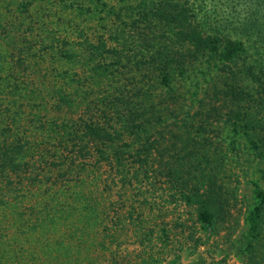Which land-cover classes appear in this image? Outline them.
I'll list each match as a JSON object with an SVG mask.
<instances>
[{
  "label": "trees",
  "instance_id": "1",
  "mask_svg": "<svg viewBox=\"0 0 264 264\" xmlns=\"http://www.w3.org/2000/svg\"><path fill=\"white\" fill-rule=\"evenodd\" d=\"M26 1L21 5H26ZM70 2L71 8L90 17L97 15L100 30L93 42L82 41V57L62 43L58 48L50 45L53 59L68 64L81 58L82 68L79 72L67 67L52 68L54 77L69 83L66 86L72 90L58 88L51 96V106L71 107L78 104V97L94 96L92 109L98 111L100 118L93 120L90 115L85 120L58 121L49 112L32 108L27 118L23 115L28 120L21 124L25 106L42 104L37 90L23 85V75L13 76L18 73L14 70L28 58L31 47L22 43V47L6 52L8 55H0V93L6 96L0 98V264H25L30 234L39 224H30L25 207H20L25 196L18 193H24L25 185L48 183L54 174L52 167L57 172L56 179L66 178L68 188L58 192L52 191L53 188L44 190L43 209L77 203L75 211L79 210L89 222L100 218L96 198L69 185L84 186L81 173L90 165L86 159L93 157L98 166L102 163L114 166L116 169L109 171L115 174H121L130 163L138 165L136 170L163 177L169 188L194 208L196 220L214 231L229 218L235 197L221 176L224 160L212 150V120L229 128L232 146L240 136L252 156L264 162V65L258 64V68L248 53V47L255 42L249 37L255 30L259 36L263 34L256 19L245 21L249 16H243L240 21L238 16L231 17V31L227 20L210 22L203 4H196L197 0ZM85 2L90 5L81 7ZM253 4L258 5V1L250 0L249 5ZM0 28V33H4L1 24ZM231 32L242 38L232 37ZM46 47L41 46V52ZM195 63L205 64L206 71L215 70L216 82L211 85V93L199 100V110L180 118L176 109H169L177 101L171 84L184 78ZM240 79L249 80L255 88L244 86ZM157 86L168 88V103L164 106V100L153 101ZM95 88L98 92L94 93ZM166 111L170 112L165 115ZM166 120L171 123L165 124ZM30 154L38 160L36 168L29 162ZM47 155H51L50 162ZM41 166H47V170ZM115 177L123 186L131 183L125 175ZM62 195L74 201L65 202ZM253 197L254 205L245 218L247 232L242 249L245 260L241 264H262L264 188L256 183ZM46 210L40 214H48ZM77 224L73 232L86 230ZM191 264L205 261L198 259Z\"/></svg>",
  "mask_w": 264,
  "mask_h": 264
},
{
  "label": "rangeland",
  "instance_id": "2",
  "mask_svg": "<svg viewBox=\"0 0 264 264\" xmlns=\"http://www.w3.org/2000/svg\"><path fill=\"white\" fill-rule=\"evenodd\" d=\"M257 1L258 5H249L250 0H197L196 4H203L204 13L209 15L210 22L227 20L228 28L231 17L238 16L240 21H243V16H249L245 21L254 22L256 19L255 23L262 28L263 34L259 36L255 30V34L249 37L250 41L255 39V42L248 47V53L258 67V64L264 65V0ZM24 2L25 0H0V24L5 28L4 33H0V55H8L22 43L31 47L28 58L14 70L18 73L13 76L23 75V85L37 90L42 101L40 107H32L31 104L25 106L20 123L28 120L25 119L28 117L26 114L32 108L42 113L49 112L58 121H77L79 118L85 120L90 115H93V120L100 118L98 111L92 109L94 96L78 97V104L71 107L51 106V96L56 94L58 88L72 90L66 86L69 83L54 77L52 68L63 70L67 67L69 71L77 72L82 68L79 62L81 58L78 62L65 64L53 59V51L50 49V45L58 48L62 43L64 48H70L82 57L81 43L84 39L91 42L95 40V34L100 30L99 17H90L75 7L71 8L68 5L70 0H27L26 5L22 6ZM89 5L85 2L80 6L87 8ZM108 22L111 26L110 19ZM237 25L241 26L240 23ZM1 30L0 28V32ZM231 36L242 38L236 32H231ZM6 37L8 40L3 39ZM41 46H47L48 51L41 52ZM215 72L213 69L206 71L205 64L195 63L184 78L173 80L171 90H174L172 94L177 101L171 103L169 109H176L180 118L199 110V100L206 97V93H211V85L216 82L213 78ZM240 81L251 90L255 88L249 80ZM167 89L157 86L153 101L159 103L164 100L163 106L168 103ZM97 90L95 88L93 92ZM3 97L6 96L0 93V98ZM168 119L173 120L170 115ZM170 123L168 120L165 122ZM212 123V150L224 160L221 176L235 197L229 218L216 230L203 227L195 218L194 208L187 206L164 182L163 177L136 170L138 165L130 163L124 170L125 173L115 174L114 171H109L115 170L114 166L105 163L98 166L93 157H88L86 160L90 165L81 173L84 186L80 187L75 183L69 185L75 186L81 194L96 198L100 212L98 220H86L79 210L75 211V207L79 206L77 203L64 207L52 205L48 210L42 208L46 197L44 190L53 188L52 191L58 192L68 188L64 183L66 178L56 179L54 167L51 168L54 174H51L48 183L25 185L24 193H18L26 197L21 200L20 207H25L30 224H39L30 234V250L24 252L25 264H191L198 259H203L205 264H241L245 260L242 252L247 232L245 218L255 202L253 184L264 188V162H259L252 156L244 138L238 136L232 146L233 137L229 128L224 127L220 121L212 120ZM29 157V162L36 168L38 160L31 154ZM47 157L50 158L51 155ZM50 160L52 159L48 161ZM44 170H47V166ZM123 175L131 181L126 186L121 185L115 177ZM62 196L63 201H69L65 199V195ZM45 210L48 214H40ZM49 218H53V221ZM77 222L86 227L84 232L81 229L72 231ZM10 233L11 231L7 234ZM15 247L17 250L18 246ZM260 256L264 264V247L260 250Z\"/></svg>",
  "mask_w": 264,
  "mask_h": 264
}]
</instances>
